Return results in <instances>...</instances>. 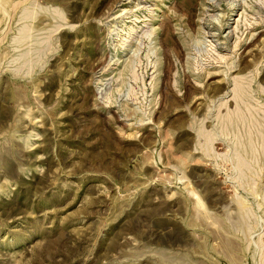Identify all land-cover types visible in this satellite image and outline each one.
<instances>
[{
    "label": "rangeland",
    "instance_id": "374dc122",
    "mask_svg": "<svg viewBox=\"0 0 264 264\" xmlns=\"http://www.w3.org/2000/svg\"><path fill=\"white\" fill-rule=\"evenodd\" d=\"M0 264H264V0H0Z\"/></svg>",
    "mask_w": 264,
    "mask_h": 264
},
{
    "label": "bare ground",
    "instance_id": "6f19581e",
    "mask_svg": "<svg viewBox=\"0 0 264 264\" xmlns=\"http://www.w3.org/2000/svg\"><path fill=\"white\" fill-rule=\"evenodd\" d=\"M212 19H213L214 21H216V23H217V25L219 26V28H222V27L224 26L222 16H213ZM226 27H227V26H226ZM226 27H225V28H226ZM213 35H214V34H213ZM213 35H212V37H213ZM214 37H215V36H214Z\"/></svg>",
    "mask_w": 264,
    "mask_h": 264
}]
</instances>
